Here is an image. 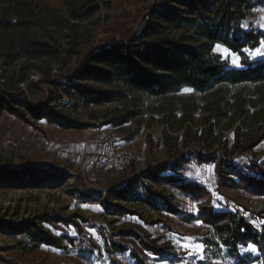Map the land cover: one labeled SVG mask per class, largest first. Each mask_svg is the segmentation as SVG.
Instances as JSON below:
<instances>
[{"label": "rangeland", "instance_id": "rangeland-1", "mask_svg": "<svg viewBox=\"0 0 264 264\" xmlns=\"http://www.w3.org/2000/svg\"><path fill=\"white\" fill-rule=\"evenodd\" d=\"M159 1L110 0L100 13L94 37L82 48L81 60L113 40L125 41L140 31L149 9ZM43 3L66 8L61 0H35L38 7ZM262 10L264 0L257 1L239 29L264 33ZM215 51L221 53L216 47ZM246 55L252 61L264 58ZM79 63L77 59L67 66L22 60L13 65L11 77L26 76L20 86L32 103L50 104L80 122L95 123V127L82 131L68 130L86 133L84 145L97 148L102 137L117 128L131 149L146 156L148 165L136 169L133 162L123 170L89 166L84 161V145L78 147L79 139L52 142L44 130V123L49 124L45 119L29 124L3 113L0 264H238L222 244L211 245L214 238L198 216L207 205L215 211H241L247 215L264 206V194H254L238 182L236 174L248 172L252 163L264 169V138L248 148L264 131L242 135L237 140L234 130L219 129L214 118L207 119V112L191 114L194 104L204 103L192 89H183L167 100L144 98L145 106H177L175 120L171 113L164 119L162 114L147 110L117 125L115 120L126 108L118 103L80 106L76 110L64 88L70 80L88 82L76 79ZM239 63L241 67L240 55ZM2 66L5 65L0 60V84L5 82ZM49 69L50 76H44L43 72ZM37 133L44 134L45 139L36 140ZM57 142L62 148L56 146ZM168 176H174L177 184L197 185L203 190L184 192ZM229 179L237 183L230 184ZM116 191H124L127 199L114 198L112 192ZM142 197L151 201L143 204ZM167 205L179 209L180 214L169 212ZM32 222L60 237V245H37L17 228L21 223ZM188 237L194 238L192 243L204 245V259L189 255V250L182 247ZM253 247L255 251L249 246L246 250L258 254ZM253 264H264V259Z\"/></svg>", "mask_w": 264, "mask_h": 264}, {"label": "trees", "instance_id": "trees-1", "mask_svg": "<svg viewBox=\"0 0 264 264\" xmlns=\"http://www.w3.org/2000/svg\"><path fill=\"white\" fill-rule=\"evenodd\" d=\"M61 1L65 10L49 3L38 7L35 0H0V60L5 65V82L0 84V118L9 113L29 124L45 119L63 130L95 127V123L80 122L50 104L32 103L20 86L26 76L11 77L13 65L22 60L67 66L77 59L80 63L76 79L88 82L70 80L64 88L76 110L80 106L118 103L126 108L115 120L117 125L147 110L162 114L164 119L171 113L175 120L177 106H145L144 98L167 100L183 89H192L204 103L194 104L191 114L207 112V119L214 118L216 127L234 130L237 140L242 135L264 131V58L252 61L243 52L245 48L258 47L264 33L239 29L257 1L263 0H160L149 9L140 31L128 40H113L82 60V48L94 37L100 13L110 0ZM217 45L238 53L242 66L230 65L215 51ZM43 75L49 77L50 69ZM223 121H228L225 126L221 125ZM171 126L175 128L174 123ZM263 138L264 132L248 148ZM247 169L246 173L236 172L238 182L254 194H264V169L257 163L249 164ZM167 179L187 193L203 190L197 185L177 184L174 176ZM228 182L237 183L233 179ZM112 193L114 198L127 199L124 191ZM140 201L144 204L151 200L142 197ZM167 210L180 214L173 206L167 205ZM198 217L209 227L215 241L211 245L222 244L238 264L264 259V206L247 215L241 211H215L207 205L200 209ZM18 227L37 245L61 243L60 237L35 222ZM249 245L255 246L258 254L247 251Z\"/></svg>", "mask_w": 264, "mask_h": 264}, {"label": "built area", "instance_id": "built-area-1", "mask_svg": "<svg viewBox=\"0 0 264 264\" xmlns=\"http://www.w3.org/2000/svg\"><path fill=\"white\" fill-rule=\"evenodd\" d=\"M56 146L62 148V144L59 142L56 143ZM83 152L87 165L104 170H123L133 162L136 169L148 165L146 156L131 149L120 136L117 128L103 136L102 142L97 148L85 144Z\"/></svg>", "mask_w": 264, "mask_h": 264}, {"label": "snow or ice", "instance_id": "snow-or-ice-1", "mask_svg": "<svg viewBox=\"0 0 264 264\" xmlns=\"http://www.w3.org/2000/svg\"><path fill=\"white\" fill-rule=\"evenodd\" d=\"M262 11H264V10H262ZM262 26H264V25H262ZM216 48L221 51V55L225 59H231V62L235 66H237V67L240 66L238 53H233L231 51V49L225 48L223 45H217ZM243 52L247 53L251 57L264 56V40H261L259 42L258 47H254L251 49L245 48V49H243ZM185 240L188 242L184 243L182 245V247L189 250V252H188L189 255L195 254V255L199 256L200 259L205 258V251L206 250H205L203 244L192 243V241L194 240V238H192V237L185 238ZM249 247L252 248L253 251H255V248L253 246L249 245Z\"/></svg>", "mask_w": 264, "mask_h": 264}, {"label": "crops", "instance_id": "crops-1", "mask_svg": "<svg viewBox=\"0 0 264 264\" xmlns=\"http://www.w3.org/2000/svg\"><path fill=\"white\" fill-rule=\"evenodd\" d=\"M44 130L46 135L48 136L47 139L51 140L52 142H55L57 140H63L66 142L67 141H72V140H80L81 142L78 144V147L81 145H84L86 139L88 138L86 133L83 132H73V131H68V130H61L60 128L56 125H50V124H45L44 123ZM36 140H41L45 139V135L42 133H37L35 136ZM89 146L93 147L92 145L89 144ZM77 147V145H76ZM50 148V147H49ZM85 161V159H84Z\"/></svg>", "mask_w": 264, "mask_h": 264}]
</instances>
